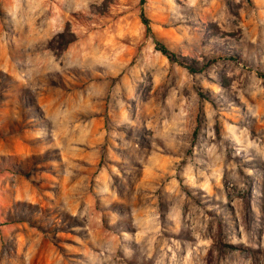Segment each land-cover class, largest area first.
Wrapping results in <instances>:
<instances>
[{"label":"rangeland","instance_id":"1","mask_svg":"<svg viewBox=\"0 0 264 264\" xmlns=\"http://www.w3.org/2000/svg\"><path fill=\"white\" fill-rule=\"evenodd\" d=\"M0 264H264V0H0Z\"/></svg>","mask_w":264,"mask_h":264},{"label":"trees","instance_id":"2","mask_svg":"<svg viewBox=\"0 0 264 264\" xmlns=\"http://www.w3.org/2000/svg\"><path fill=\"white\" fill-rule=\"evenodd\" d=\"M141 18H142V23L144 24L145 28H146V32L150 33L151 29H150V26H149V21L143 16L141 15ZM72 41V40H71ZM71 41H68L65 45H67L69 42ZM156 47H157V50L161 52V54H163L164 56H166L170 61L172 62H178L180 65H183V62H181L179 60V56L177 54H175L174 52H172L171 50H169L165 45L157 42L156 43ZM182 59V58H181ZM185 65V64H184ZM191 73H195L196 72V69L193 68L191 65H186L185 66Z\"/></svg>","mask_w":264,"mask_h":264}]
</instances>
